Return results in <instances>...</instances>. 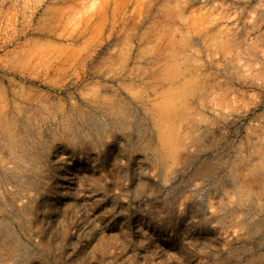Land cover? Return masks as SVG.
<instances>
[{"label": "rangeland", "instance_id": "rangeland-1", "mask_svg": "<svg viewBox=\"0 0 264 264\" xmlns=\"http://www.w3.org/2000/svg\"><path fill=\"white\" fill-rule=\"evenodd\" d=\"M0 264H264V0H0Z\"/></svg>", "mask_w": 264, "mask_h": 264}]
</instances>
